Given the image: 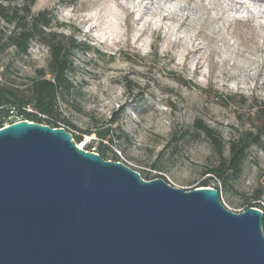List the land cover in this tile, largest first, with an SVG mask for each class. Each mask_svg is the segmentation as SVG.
Masks as SVG:
<instances>
[{"label": "rangeland", "instance_id": "374dc122", "mask_svg": "<svg viewBox=\"0 0 264 264\" xmlns=\"http://www.w3.org/2000/svg\"><path fill=\"white\" fill-rule=\"evenodd\" d=\"M42 10L53 12L58 31L91 47L74 54L72 88L59 101L69 126L61 128L95 153L96 136L86 132L118 119L111 126L120 139L107 146L139 174L197 188L217 156L192 122L202 120L222 141L248 129L237 108L220 106L213 94L264 102V0H34L32 13ZM47 57L34 43L27 56L1 53L0 82L23 89ZM262 192L264 150L251 147L240 178L218 185L219 198L237 213L263 206L254 198Z\"/></svg>", "mask_w": 264, "mask_h": 264}, {"label": "water", "instance_id": "95a60500", "mask_svg": "<svg viewBox=\"0 0 264 264\" xmlns=\"http://www.w3.org/2000/svg\"><path fill=\"white\" fill-rule=\"evenodd\" d=\"M263 218L146 181L63 128L0 129V264H264Z\"/></svg>", "mask_w": 264, "mask_h": 264}, {"label": "trees", "instance_id": "16d2710c", "mask_svg": "<svg viewBox=\"0 0 264 264\" xmlns=\"http://www.w3.org/2000/svg\"><path fill=\"white\" fill-rule=\"evenodd\" d=\"M34 0H0V21L4 27L0 29V54L12 50L17 57L28 55L31 44H38L47 52V65L45 69H35L34 77L28 79L26 87H8L0 82V107L12 108L19 112L22 107L30 106L36 113H24L23 120L47 125L52 128H61L69 123L61 115L59 101L72 88L69 75L74 70V54L89 52L91 47L80 41L73 33L65 34L58 31L62 25L56 22L52 11L42 10L32 13ZM175 80L178 81L177 77ZM188 86L187 81H179ZM214 100L220 106L232 105L237 108V116L248 129L241 131L237 137L222 141L219 134L202 120L195 119L191 127L203 134L209 140L217 156V164L208 171L198 187H212L218 191V185L226 186L240 178L244 161L251 147L264 150V102L256 99L248 100L242 95L223 96L213 94ZM118 119L110 121L102 130L87 131V135L95 134L97 153L104 160L118 161L117 155L107 144L114 145L120 139L116 129L111 124ZM66 130V129H65ZM186 133L189 131L186 130ZM76 143L80 137L73 136ZM91 144L88 145V150ZM225 149L227 155H224ZM108 152L111 153L110 157ZM142 179L149 181L161 176H151L150 173H140ZM216 185L210 186L211 182ZM166 182V181H165ZM255 200H262L264 206V192L257 193ZM259 204H251L263 210ZM244 209V210H245Z\"/></svg>", "mask_w": 264, "mask_h": 264}, {"label": "built area", "instance_id": "2783aa9c", "mask_svg": "<svg viewBox=\"0 0 264 264\" xmlns=\"http://www.w3.org/2000/svg\"><path fill=\"white\" fill-rule=\"evenodd\" d=\"M24 113H36L30 106L22 107L19 112L8 107H0V129L23 120Z\"/></svg>", "mask_w": 264, "mask_h": 264}, {"label": "bare ground", "instance_id": "6f19581e", "mask_svg": "<svg viewBox=\"0 0 264 264\" xmlns=\"http://www.w3.org/2000/svg\"><path fill=\"white\" fill-rule=\"evenodd\" d=\"M81 147V146H80Z\"/></svg>", "mask_w": 264, "mask_h": 264}]
</instances>
